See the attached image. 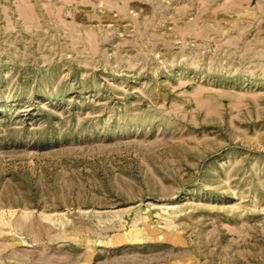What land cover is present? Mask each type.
<instances>
[{
	"label": "rangeland",
	"instance_id": "rangeland-1",
	"mask_svg": "<svg viewBox=\"0 0 264 264\" xmlns=\"http://www.w3.org/2000/svg\"><path fill=\"white\" fill-rule=\"evenodd\" d=\"M0 264H264V0H0Z\"/></svg>",
	"mask_w": 264,
	"mask_h": 264
},
{
	"label": "bare ground",
	"instance_id": "bare-ground-1",
	"mask_svg": "<svg viewBox=\"0 0 264 264\" xmlns=\"http://www.w3.org/2000/svg\"><path fill=\"white\" fill-rule=\"evenodd\" d=\"M108 1V0H107ZM67 3H69V2H67ZM234 8V7H233Z\"/></svg>",
	"mask_w": 264,
	"mask_h": 264
}]
</instances>
